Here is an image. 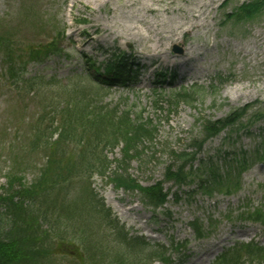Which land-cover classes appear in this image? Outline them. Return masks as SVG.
<instances>
[{"label": "rangeland", "instance_id": "obj_1", "mask_svg": "<svg viewBox=\"0 0 264 264\" xmlns=\"http://www.w3.org/2000/svg\"><path fill=\"white\" fill-rule=\"evenodd\" d=\"M258 2L0 0V40L9 46L5 54L0 45L1 196L12 176L17 177V182L23 186L36 184L46 169L48 158H53L48 149L38 152L31 147L34 130L38 128H33L35 123L50 125L54 120L51 129L59 130L62 118L58 112L64 107L74 108L77 101H84L76 95H83L90 88L99 90H94L96 95L89 96L95 117L106 118L114 114L121 117L126 112L134 120L141 114L144 121H150L156 127L153 142L143 143L144 157L129 164L128 174L142 187L162 182L166 167L176 166L173 158L191 144L188 140L191 135H197V129L195 127L193 131V127L198 114L214 121L224 118L230 109L252 108L241 124L227 129L225 134L205 145L197 157L199 163L194 164L196 172L191 175L193 183H197L196 180L199 183V179L209 180L210 171H215L219 179L214 185L212 183L214 187L218 182L222 185L221 191L238 186L231 197L216 192L208 198L201 190L193 194L195 184L179 190L173 187L171 194L175 193L180 200L176 201L173 194V199H169L164 207L166 212L161 214L162 209L154 215L143 207L137 193L114 189L109 177L107 181L97 172L81 179L58 181L59 194L64 196L66 205L78 209L75 211L78 220H81L79 210L92 209L93 212V208L85 206L97 207L101 200L104 210L109 208L120 221V226L124 224L131 233L146 237L149 246L140 254H124V245L114 242L111 236L115 234L107 230L100 215H85V218L95 217L97 222L78 221L72 227L61 221L55 224L60 215L46 206L41 211L54 227L52 234L64 232L62 236L75 243L62 242L56 249L52 248V254L45 257L50 264H74L68 253L76 247L81 236L86 239L82 251L90 245L99 247L97 254L93 249L94 254L86 256L85 264H160L141 258L153 250L154 243L169 249L172 240L175 243L188 242L181 264H212L233 242L253 240L264 245V228L251 220L259 217L264 222V163H258L264 160V138L261 137L264 121L254 123L256 114L263 115L264 119V8L249 19L237 14L240 6L248 7ZM199 14L204 16L196 19ZM72 32L75 34L70 37ZM14 41L21 43L23 52H17L12 45ZM53 48L62 54L51 55ZM31 51L36 53L35 58L42 60L28 58ZM16 52L21 58L14 57ZM185 54L190 56L186 63L180 61ZM118 55L128 56V62L138 65V70L134 68L137 78L134 77L129 85L106 88L90 78L94 69L102 74L107 67L122 60H118ZM16 59L21 60L19 69L24 71L25 79H40L35 96H19V89L16 92L8 86L11 80L7 78L6 68L11 64L18 67ZM191 68L194 69L192 74L189 73ZM160 73H165L169 79L163 82L162 89L159 84H153ZM215 76L226 79L225 84L217 85V96L208 92L209 79ZM170 81L171 85H168ZM193 84H197L196 88H204L199 96L201 100L193 104L196 110L183 102L174 107L172 95ZM73 113L83 115L87 110L75 105ZM104 132L107 133L105 129ZM79 150L69 145L65 156L74 159ZM102 154L106 163L111 164L108 174L111 176L122 156L121 145L118 143ZM205 157H212L211 163ZM207 167L210 170H206ZM185 173L189 174L188 170ZM85 177L86 181H83ZM170 186V183L165 184L163 189ZM82 187L91 192L86 194ZM188 189L192 192L191 198L185 193ZM107 194L117 199L116 205L134 209L126 221L112 208L114 202L107 204ZM5 212V205L0 203V218H4ZM108 218V224L116 221ZM194 220H198L207 231L205 239H194L188 226ZM78 229L83 231L73 232ZM60 239L56 238V241ZM168 258L173 264H180L175 254Z\"/></svg>", "mask_w": 264, "mask_h": 264}, {"label": "trees", "instance_id": "obj_2", "mask_svg": "<svg viewBox=\"0 0 264 264\" xmlns=\"http://www.w3.org/2000/svg\"><path fill=\"white\" fill-rule=\"evenodd\" d=\"M260 8H264V0H259L258 3L249 5L248 7L240 6L238 8V17H244L246 19L253 18L252 14H255L259 11ZM186 96V94H184ZM88 100V99H86ZM193 100V99H191ZM193 102V101H192ZM89 101L79 103L78 108L81 110H87V114L77 115L78 117L74 118L75 120L81 119L84 120L87 118V115H94V111L89 110ZM248 109H233L224 119L217 121H210V119H206L205 117H200L196 120V123L200 122V130L202 138L199 140L194 138L191 139V144L189 145L188 150L195 149L193 155L183 152L176 155L174 159L177 163L176 170L172 172L174 165H170L166 168L165 179L169 181H174L175 183H183L185 181L184 178V169L186 164L189 161L194 160V156L201 152L203 145L205 142L219 134L223 128H227L229 126H233L238 122L242 117H244L247 113ZM65 113V117L69 118L74 115L68 109L63 110ZM73 121V120H72ZM96 121V120H95ZM119 126H123V129L118 136L123 141H125L126 149L123 153V160L118 163L122 165L121 173L118 174L115 172L113 174V182L117 187H122L124 189H130L132 191H139L142 194V198L145 200L146 206L152 207L153 209L160 208L165 203V195L162 193L160 185L157 184L151 188H141L131 177L127 174L128 164L132 160V158L140 159L143 156V150L138 151L137 147L144 139H151L152 134L155 132V129L151 128L150 123H143L142 118L138 116L132 124L128 120V115L125 114L121 119L118 118ZM95 123V122H94ZM96 123H99L96 121ZM99 125H93L92 131L95 135L94 137L97 139V142H103V140L117 139L118 136L116 133L105 134L97 129ZM97 129V130H96ZM48 131L40 132L38 134V141L42 142V140L47 136ZM264 135V133H263ZM107 144V141H105ZM193 156V157H192ZM260 161V160H259ZM91 168V167H90ZM108 168V167H107ZM106 168V170H107ZM89 171V170H88ZM212 174V172L210 173ZM10 177L8 179V186L4 189V195H0V202L6 204V212L4 218L0 219V264H49V261L45 259L47 255H49V249L51 250V246L45 247V244L42 242L41 237L36 231H32L34 224H36V220L38 216L41 217L40 220L44 221V216L38 215L41 211L35 210L33 204L34 202L40 204V208H43L46 204H50L51 200L47 198L48 196L42 197L41 203L40 198H38L37 192L33 188H25L19 182H17V177ZM186 182V181H185ZM42 184V183H41ZM220 185L219 183L217 184ZM217 187V186H216ZM221 187V186H220ZM46 185H42L39 189L46 191ZM18 200V201H15ZM25 201H28L23 207ZM57 197L54 198L53 204H56ZM108 215V214H107ZM100 216V219L104 220V223H107V216ZM36 216V217H35ZM7 228V229H6ZM195 228V229H194ZM193 229L198 231L194 227ZM197 229V230H196ZM114 230V229H110ZM116 231V229H115ZM200 232V231H199ZM201 233H198V236H201ZM115 238L118 244H124L130 246L131 244L139 243L141 248H144V244L139 242L136 239H127L126 234L123 233L121 229H118L115 232ZM238 248L234 249L232 252L227 253V255L223 256V259H219L218 261H222L221 264H238L242 259V255L245 254L249 257H264V248L257 247L255 245H239ZM158 251H156V255L159 258H164L166 255V251L158 246ZM137 250V248H129L126 251ZM141 250V249H139ZM165 261V260H164Z\"/></svg>", "mask_w": 264, "mask_h": 264}, {"label": "bare ground", "instance_id": "obj_3", "mask_svg": "<svg viewBox=\"0 0 264 264\" xmlns=\"http://www.w3.org/2000/svg\"><path fill=\"white\" fill-rule=\"evenodd\" d=\"M210 3V1H207V4H209ZM210 5V4H209ZM189 14H190V12H189ZM193 16H196V15H193ZM204 15L203 14H199L198 16H196V19H198V18H202ZM75 33H72L71 35H70V37L71 36H73ZM154 53H155V55H158L157 53H156V51H154ZM185 59V60H184ZM190 59V56H189V54H185L184 56H183V58H181L180 59V61L181 62H184V63H186V62H188V61H190L189 60ZM192 70V68L189 70V73L190 74H192L193 73V70H192V72H190ZM195 73V72H194ZM106 197H107V199H108V201H107V203L109 204V205H111V203L110 202H115L116 201V198L115 197H113V196H111V195H106ZM112 206V208L115 210V212H117V213H119V216L121 217V219H123L124 221L125 220H127L129 217H130V215L128 214V212L129 211H131V209H128V210H122V207L121 206H119V205H116L115 203H114V205H111Z\"/></svg>", "mask_w": 264, "mask_h": 264}]
</instances>
